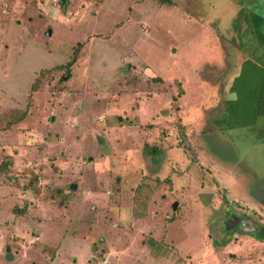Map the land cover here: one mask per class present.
<instances>
[{"label":"rangeland","instance_id":"obj_1","mask_svg":"<svg viewBox=\"0 0 264 264\" xmlns=\"http://www.w3.org/2000/svg\"><path fill=\"white\" fill-rule=\"evenodd\" d=\"M173 1L0 0V264H264V0Z\"/></svg>","mask_w":264,"mask_h":264},{"label":"trees","instance_id":"obj_2","mask_svg":"<svg viewBox=\"0 0 264 264\" xmlns=\"http://www.w3.org/2000/svg\"><path fill=\"white\" fill-rule=\"evenodd\" d=\"M152 2H154L155 4H157L158 6H174L175 3L173 0H151ZM76 51L77 49H74V51L72 52L70 58L68 59V61L65 63V68H67L68 66H70L74 59H75V56H76ZM61 66H52V67H49V68H46V69H40L38 71V74L37 76L34 77L31 85H30V89L29 91H32L36 88V85L41 81V77L45 74V73H49L53 70H56L57 68H60ZM156 79H159V78H154V80ZM179 136V135H178ZM179 140L178 142L176 143V146L175 147H178L179 148V151L181 153V155L184 157V159L186 160V163L188 164L189 161L191 160L190 158V155L188 154L187 150L185 149L186 147H189L190 148V145L189 143L187 142L186 139H182L180 140V136L178 137ZM157 148H154L153 145L152 146H149V150L151 152H155ZM158 151V149H157ZM11 162V159L9 157H5L3 158L1 161H0V168L1 169H5L7 165H9ZM138 189H136V192ZM149 191V190H148ZM144 198L145 199H148L146 197V195H144ZM12 211L14 212H17V208H12Z\"/></svg>","mask_w":264,"mask_h":264},{"label":"water","instance_id":"obj_3","mask_svg":"<svg viewBox=\"0 0 264 264\" xmlns=\"http://www.w3.org/2000/svg\"><path fill=\"white\" fill-rule=\"evenodd\" d=\"M47 33H49V30H47ZM65 77H66L65 75H62L61 78H65ZM73 188H74V184H70L69 189H73ZM231 217L229 218V221L227 223H230V226L233 225L236 228L237 227L238 228H243V231L240 230L241 232H244L246 229H249V231L252 232V230L256 229V227L258 225V223L255 220H253V219H243L241 221V224L243 225V227H242L240 224L237 223V220L240 219V218L235 217V220L234 219L231 220ZM7 251H8V249H6V252ZM4 257H5L6 260L11 258V256L8 253H5Z\"/></svg>","mask_w":264,"mask_h":264},{"label":"flooded vegetation","instance_id":"obj_4","mask_svg":"<svg viewBox=\"0 0 264 264\" xmlns=\"http://www.w3.org/2000/svg\"><path fill=\"white\" fill-rule=\"evenodd\" d=\"M254 200H256L255 202L257 203V204H260L261 206H264V190L262 189V191L260 192V194L258 195V197H256V198H254L253 199V201ZM246 213H249V215L250 216H246ZM255 212L253 211V210H250V211H245V213L244 214H242V213H236V215H239V216H242L243 215V218L244 219H254L253 217H252V214H254ZM258 223V222H257ZM258 225H260V226H262V223L260 224V223H258ZM258 225H257V227H258ZM263 226H264V224H263ZM236 229V228H235Z\"/></svg>","mask_w":264,"mask_h":264}]
</instances>
